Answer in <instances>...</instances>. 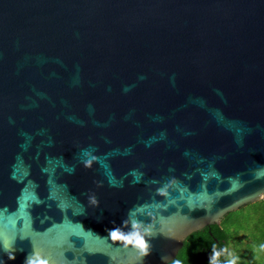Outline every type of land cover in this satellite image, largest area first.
I'll return each instance as SVG.
<instances>
[{
  "label": "water",
  "instance_id": "water-1",
  "mask_svg": "<svg viewBox=\"0 0 264 264\" xmlns=\"http://www.w3.org/2000/svg\"><path fill=\"white\" fill-rule=\"evenodd\" d=\"M261 198L264 0H0V264H167Z\"/></svg>",
  "mask_w": 264,
  "mask_h": 264
},
{
  "label": "trees",
  "instance_id": "trees-1",
  "mask_svg": "<svg viewBox=\"0 0 264 264\" xmlns=\"http://www.w3.org/2000/svg\"><path fill=\"white\" fill-rule=\"evenodd\" d=\"M214 249L227 250L218 257L217 264L233 259L238 264H264L263 198L229 211L219 224L210 223L190 233L167 264H210Z\"/></svg>",
  "mask_w": 264,
  "mask_h": 264
},
{
  "label": "clouds",
  "instance_id": "clouds-1",
  "mask_svg": "<svg viewBox=\"0 0 264 264\" xmlns=\"http://www.w3.org/2000/svg\"><path fill=\"white\" fill-rule=\"evenodd\" d=\"M84 163L86 167L89 166L87 161ZM166 187L167 186H165V188L158 189V192L165 194ZM87 200L90 205L98 206L99 202L95 197V194H89L87 196ZM136 209V206H134L133 209H130L126 214V218L122 220L120 225L107 229L106 231L108 232V235L105 238L121 242V246L123 247L133 248L137 251L141 259H144V257L149 255L153 249L151 241L158 238L160 233L156 232V230L148 222L141 220ZM225 251L227 250L223 249L220 252H217L214 249L213 253L209 257L210 264H217L218 257ZM9 258L15 259L14 251H12ZM161 260L162 264H166V258L164 256H161ZM23 264H49V260L44 258L40 252L33 248V250L25 257ZM226 264H235V260H228Z\"/></svg>",
  "mask_w": 264,
  "mask_h": 264
},
{
  "label": "rangeland",
  "instance_id": "rangeland-1",
  "mask_svg": "<svg viewBox=\"0 0 264 264\" xmlns=\"http://www.w3.org/2000/svg\"><path fill=\"white\" fill-rule=\"evenodd\" d=\"M223 221H224V222L226 221L225 217L223 218ZM236 258H237V257H236ZM235 264H238V260H235Z\"/></svg>",
  "mask_w": 264,
  "mask_h": 264
}]
</instances>
